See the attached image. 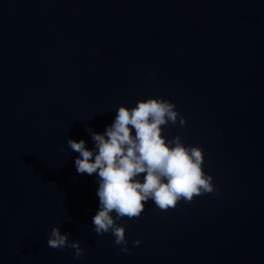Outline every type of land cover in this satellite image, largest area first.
Wrapping results in <instances>:
<instances>
[{"label": "water", "instance_id": "water-1", "mask_svg": "<svg viewBox=\"0 0 264 264\" xmlns=\"http://www.w3.org/2000/svg\"><path fill=\"white\" fill-rule=\"evenodd\" d=\"M150 98L176 105L187 126L162 136L203 149L216 191L118 221L123 253L67 141L92 150L88 128ZM0 264H264V0H0Z\"/></svg>", "mask_w": 264, "mask_h": 264}, {"label": "clouds", "instance_id": "clouds-1", "mask_svg": "<svg viewBox=\"0 0 264 264\" xmlns=\"http://www.w3.org/2000/svg\"><path fill=\"white\" fill-rule=\"evenodd\" d=\"M175 109L174 103L163 98L138 101L131 109L120 106L103 134L87 129L95 145L92 150L86 148L84 140L67 141L68 148L79 154L75 160L77 173H96L99 177V210L92 220L94 232L99 236L110 232L123 253L129 252L125 238L127 221L124 226L118 221L140 218L149 201L167 211L176 208L181 200L191 203L194 197L216 191L213 178L202 167L203 149L186 147L179 136L171 140L162 136V126H175L177 122L180 127L187 126ZM141 174H146L142 180ZM69 236L53 227L47 246L54 250L71 248L74 258L79 259L84 249L78 240L69 242ZM141 243L136 240L133 245Z\"/></svg>", "mask_w": 264, "mask_h": 264}]
</instances>
